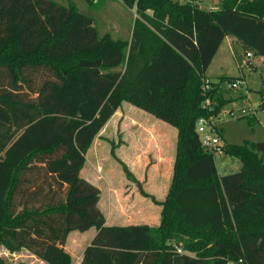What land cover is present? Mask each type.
I'll use <instances>...</instances> for the list:
<instances>
[{
    "label": "trees",
    "instance_id": "1",
    "mask_svg": "<svg viewBox=\"0 0 264 264\" xmlns=\"http://www.w3.org/2000/svg\"><path fill=\"white\" fill-rule=\"evenodd\" d=\"M119 1L137 14L129 39L73 0H0V247L73 264L69 234L94 228L81 264H264V159L225 145L241 168L220 175L197 132L228 102L223 80L203 89L225 38L264 56V0ZM124 102L178 129L158 227L107 225L81 177Z\"/></svg>",
    "mask_w": 264,
    "mask_h": 264
},
{
    "label": "rangeland",
    "instance_id": "2",
    "mask_svg": "<svg viewBox=\"0 0 264 264\" xmlns=\"http://www.w3.org/2000/svg\"><path fill=\"white\" fill-rule=\"evenodd\" d=\"M67 2L68 0H61ZM96 19L101 33L108 32L116 39H129L137 16L119 0H73ZM180 1V0H172ZM204 9H215L218 0H198ZM251 60L256 68L248 65ZM205 78L218 83L228 102L217 117L209 118L218 125L212 137L225 145L256 147L264 159V59L252 60L238 43L225 41L205 73ZM235 78L240 85L233 88ZM200 134L201 139L208 135ZM178 129L164 123L145 111L124 102L95 139L81 177L101 191L99 207L106 216L107 225L161 223L163 202L172 183L177 154ZM220 175L240 170L241 162L221 151L215 153ZM127 168L125 171L124 168ZM95 229L81 234L84 240ZM72 243L73 240L71 241ZM8 257L0 247V264H44L21 250ZM194 255V254H193Z\"/></svg>",
    "mask_w": 264,
    "mask_h": 264
},
{
    "label": "crops",
    "instance_id": "3",
    "mask_svg": "<svg viewBox=\"0 0 264 264\" xmlns=\"http://www.w3.org/2000/svg\"><path fill=\"white\" fill-rule=\"evenodd\" d=\"M218 5H219V3L218 2H216ZM218 5L215 7V9L218 7ZM225 41H227L228 43H230V45H232L233 43H238L239 45H240V43L235 39V38H233V37H231V36H228V37H226L225 38V40L223 41V43L225 42ZM222 43V44H223ZM222 46V45H221ZM221 46H220V48H221ZM220 48H219V50H218V52H217V54H216V56L218 55V53H219V51H220ZM216 56H215V58H216ZM215 58L213 59V61L215 60ZM252 60H259V61H261L262 59H264V57H254V58H251ZM250 62H251V64L252 65H254L255 66V64L251 61V60H249ZM256 67V66H255ZM90 151V150H89ZM86 159H87V157H86ZM88 179V178H87ZM86 179V180H87ZM89 181H91L90 179H88ZM108 222V221H107ZM126 226V225H125ZM95 233H96V230H95V232L93 233V235H91V237L89 238V239H87V240H84L83 239V236L81 235V234H75V235H73V232L72 233H70L69 234V236H68V238H67V242H66V244H65V250L72 256V259H73V264H81V262H82V259H83V254H84V251H85V249H86V247L89 245V243L91 242V240H92V238L94 237V235H95ZM73 240V242L74 243H72L71 241ZM1 248H3V254L6 256V257H8L10 254H11V252L9 251V250H7L6 248H4V247H1ZM23 251H25V252H27V253H29L31 256H32V258L34 257L35 259H38L37 257H35L34 255H32L30 252H28V251H26V250H23ZM18 254H19V252H17ZM14 254V253H13ZM12 254V255H13ZM41 263H44V264H46L45 262H43L42 260H40V259H38Z\"/></svg>",
    "mask_w": 264,
    "mask_h": 264
},
{
    "label": "built area",
    "instance_id": "4",
    "mask_svg": "<svg viewBox=\"0 0 264 264\" xmlns=\"http://www.w3.org/2000/svg\"><path fill=\"white\" fill-rule=\"evenodd\" d=\"M181 2H193L194 0H180ZM248 58H253L252 53H247ZM264 57V56H263ZM240 85L238 80H235L231 83L233 88H236ZM211 82L210 80L206 79L204 82L203 89L205 92H208L211 89ZM208 125V135L202 140L203 147L206 151L216 153L218 151L222 152V147H219V140L217 138L212 137L213 131H216L215 125H212L210 119L202 118L199 120L197 125V132L198 134H202L206 132L205 126Z\"/></svg>",
    "mask_w": 264,
    "mask_h": 264
}]
</instances>
